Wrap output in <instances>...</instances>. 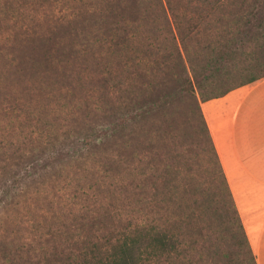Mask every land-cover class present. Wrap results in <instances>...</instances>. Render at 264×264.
I'll return each mask as SVG.
<instances>
[{"label": "rangeland", "instance_id": "1", "mask_svg": "<svg viewBox=\"0 0 264 264\" xmlns=\"http://www.w3.org/2000/svg\"><path fill=\"white\" fill-rule=\"evenodd\" d=\"M148 6L143 0H0V264H71L100 238L132 232L142 196L154 224H164L170 213L185 226L192 222L180 231L186 264H252L232 211L218 209L215 166L205 155L195 156L202 151L196 102L175 95L184 66L190 76L212 77L196 88L202 109L203 98L264 76V31L246 54L205 70L219 45L221 16L212 10L198 21L181 0L180 16L190 17L198 32L186 41V52L181 47L183 58L165 32L158 41L138 40L140 53L111 55L103 35L108 12L131 19L134 7L150 13ZM157 27L151 22L142 28ZM180 27L182 40L192 26ZM155 90L163 91L155 117L120 133L113 149L101 140L96 148L81 147L102 132L109 102L119 114L134 96L153 100ZM59 153L70 156L57 161ZM156 166L164 176L157 182L160 196L175 193L177 204L168 214L153 206ZM4 190H10L8 198ZM191 213L195 218L187 221Z\"/></svg>", "mask_w": 264, "mask_h": 264}, {"label": "trees", "instance_id": "2", "mask_svg": "<svg viewBox=\"0 0 264 264\" xmlns=\"http://www.w3.org/2000/svg\"><path fill=\"white\" fill-rule=\"evenodd\" d=\"M139 1L140 0H136V3L138 4ZM262 1L264 0H183V2L190 7L188 12L199 15L198 21H202L204 18H209V15L205 14L211 12L212 10L218 11L221 16L219 17L221 28L220 40L218 41L219 45H217L215 49L211 50L212 56H215V58L206 63V67H204L205 70H210L218 65L225 66L226 64L232 62L237 56L246 54L250 42H254L256 37L263 35L264 9L261 5ZM145 2L149 4L148 8L151 10L148 11L151 14L144 11L142 8L136 7L132 10L134 15L131 19H126L125 15H123L124 17L122 18L121 15L114 10H110L108 12L106 17L110 23L103 35L106 37L105 42L108 44L110 53L112 52L111 55L123 52L140 53V48H134V44H136L138 40L142 39L149 42L151 39L153 42L158 41L159 37L162 36L161 33L165 32L168 36H170V41L175 44L173 48L174 52H176L178 56L182 57V48H184L183 50H185V52L187 51L186 41L192 39L198 32H195L193 29L196 27L192 25L193 20L190 21V17H185V13L183 14L184 16H180L181 0H143V3ZM230 6H234V8L236 6V9L229 10ZM145 12L147 13V17L144 15ZM258 17L260 21L257 22ZM228 18L231 19L228 20ZM151 22L156 23L159 27L152 28L150 30L142 28L144 23L151 24ZM184 23L190 24L192 28L188 29L186 31V35L183 36L182 40H180L178 36H181L182 33H184L180 25L182 26ZM153 42L149 45L153 46ZM185 73L188 77H186V79L184 77L183 79V75H185ZM181 78L182 85L179 88V91L176 90L178 92L173 91V93L176 92L177 94L175 96L178 97H182L184 94L191 97L192 100L196 102L195 114L198 116L197 127L198 134L201 138L200 149H202V151L198 153L195 151V156L203 154L205 157L209 158L210 166H215L216 182L218 184L219 191L218 204L220 205L218 209L220 210L221 208V210L225 209V211H232L235 219V225L241 231L244 245L250 255L251 263L257 264L256 257L249 244L242 219L223 170L208 123L195 93L196 88L200 85V83L209 82L212 77L206 75L202 80L198 78V74L190 76L187 68L184 66V72H182ZM263 78L264 76L254 78L245 85L255 83ZM185 83H188V85L190 84V86L187 88V86L184 85ZM111 86L113 87V85ZM232 90L222 93L219 96L210 98L205 97L202 102L204 103L209 100L224 97ZM162 94L163 91L155 90V92H153L155 97L153 100L148 102L143 96H134L135 98L133 101L123 108L125 112L122 113V109L119 114L112 106V101L111 103L109 102L107 112H109L110 115L107 117L106 122L99 125L102 126V132H100V134H98L94 139H90L89 137L85 138L83 143L80 142L81 147L84 149L96 148L101 140V142L103 141V143L100 144L101 146L103 145L109 149H113V145L120 137V133L126 131V129L132 126H137L142 122L145 124L149 118L157 115L158 109L162 107V105L159 104L163 96ZM151 102L153 105L149 107V103ZM94 130H96V128H94ZM43 153L40 152L39 158L45 160ZM66 156H70V154L68 153L63 156V154L59 153L60 158L57 157L58 159L56 160H62L63 157ZM121 162L123 163L122 168L123 174H125L126 189H129L132 186L130 182L132 176L130 162L128 160ZM31 169H35V167H31ZM155 171L157 172V175L153 178L156 183L154 186L156 193L154 196L155 200L153 201V206L156 210H159L157 213L165 208L168 214L172 211V208H174L173 204H177L174 200L175 193L168 195L167 198H162L160 196L157 182H159L161 178H164V176L159 174L158 166L155 167ZM176 174L178 175L174 177L173 182L178 181L180 171H177ZM192 181L193 178L189 180V185H192ZM3 193L6 195V198H8L10 190H4ZM189 195V199L195 198V196L192 195V192H190ZM141 198L136 205V210L134 209L137 222L135 224V229L132 232L120 235L122 237L109 236L100 238L101 241L93 243V248H91L90 251L84 252L85 254H82L81 259L78 256L71 264H176L175 261L179 259L183 260L182 262L185 263L184 261L187 259L184 247L185 244L182 240H180V237L182 236L180 231L182 232L183 229H187L186 226L188 228L192 227V222L187 223L185 226L184 222L186 220L184 222L181 221V219L180 221H177L174 214L170 213L171 217H168L164 224H154L153 221L150 220V212L148 211L150 203H147V197L142 196ZM168 198L169 200L167 202L163 200ZM165 202L166 205H164ZM194 214L195 213H191V217H188L187 221H191ZM55 255H53L52 258ZM55 259L56 258H53V261Z\"/></svg>", "mask_w": 264, "mask_h": 264}, {"label": "crops", "instance_id": "3", "mask_svg": "<svg viewBox=\"0 0 264 264\" xmlns=\"http://www.w3.org/2000/svg\"><path fill=\"white\" fill-rule=\"evenodd\" d=\"M243 88L202 111L257 264H264V78Z\"/></svg>", "mask_w": 264, "mask_h": 264}]
</instances>
